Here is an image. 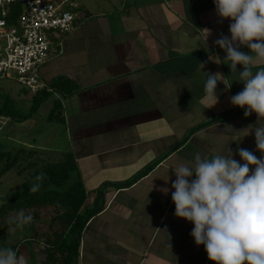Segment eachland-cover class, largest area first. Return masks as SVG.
<instances>
[{
    "label": "crops",
    "instance_id": "obj_1",
    "mask_svg": "<svg viewBox=\"0 0 264 264\" xmlns=\"http://www.w3.org/2000/svg\"><path fill=\"white\" fill-rule=\"evenodd\" d=\"M75 2L76 30L42 70L52 94L67 103L64 124L87 193L81 212L95 210L71 264H214L190 235L194 225L175 216L171 182L176 163L198 152L231 149L241 163L238 147L261 155L254 133L237 143L225 130L257 121L231 105L243 84L216 63L226 53L214 42L230 36L232 21L220 22L214 0ZM201 63L203 71L230 78V88L217 85L216 104L205 96ZM16 251L29 264H66L63 253L50 259L43 243Z\"/></svg>",
    "mask_w": 264,
    "mask_h": 264
},
{
    "label": "clouds",
    "instance_id": "obj_2",
    "mask_svg": "<svg viewBox=\"0 0 264 264\" xmlns=\"http://www.w3.org/2000/svg\"><path fill=\"white\" fill-rule=\"evenodd\" d=\"M214 6L221 23L232 21L230 36L221 33L214 42L226 53L223 60L217 56L216 63L228 65L230 78L243 84L230 103L244 109L245 118L257 115L256 125L240 130L226 126L225 130H232V141L237 143L254 133L261 155L238 147L243 163L234 158L231 149L198 152L194 160L178 161L173 167L176 179L171 182V196L175 216L194 225L190 235L197 246H204L214 264H264V0H214ZM200 32L207 34V39L211 35L208 28ZM241 47L250 49V54ZM238 65H243L242 71H237ZM204 67L201 63L198 75L203 77L205 96L216 104L217 85L228 86L230 78L220 72H205ZM45 179L43 172L35 175L29 191L39 192ZM158 190L169 192L167 187ZM33 219L23 209L9 215V231L23 230ZM29 260L27 254L18 255L15 249L0 246V264H29Z\"/></svg>",
    "mask_w": 264,
    "mask_h": 264
},
{
    "label": "trees",
    "instance_id": "obj_3",
    "mask_svg": "<svg viewBox=\"0 0 264 264\" xmlns=\"http://www.w3.org/2000/svg\"><path fill=\"white\" fill-rule=\"evenodd\" d=\"M51 95L52 92L47 91L33 95L31 107L26 112L9 93L0 94V119L15 123L32 120ZM54 110L51 111L50 120ZM43 154L41 150L27 147L15 139H0V181L10 172L24 178L20 189L4 198L0 221H6L10 213L21 209L26 214L37 216L30 225L16 233L17 244L4 245L16 250L20 244L43 243L50 259L55 253H63L66 255L64 262L71 264L79 257L80 235L85 220L91 218L95 210L87 214L81 212L87 202V193L74 155L64 154L63 159L54 161L50 157L52 155L43 157ZM41 172L46 174L43 186L39 192L31 193V182ZM125 186L128 184L121 185ZM9 227L8 223L3 222L1 228L5 231H0V240L13 239L15 233L8 232Z\"/></svg>",
    "mask_w": 264,
    "mask_h": 264
},
{
    "label": "built area",
    "instance_id": "obj_4",
    "mask_svg": "<svg viewBox=\"0 0 264 264\" xmlns=\"http://www.w3.org/2000/svg\"><path fill=\"white\" fill-rule=\"evenodd\" d=\"M75 0H0V79H14L31 94L51 92L43 68L76 30Z\"/></svg>",
    "mask_w": 264,
    "mask_h": 264
},
{
    "label": "rangeland",
    "instance_id": "obj_5",
    "mask_svg": "<svg viewBox=\"0 0 264 264\" xmlns=\"http://www.w3.org/2000/svg\"><path fill=\"white\" fill-rule=\"evenodd\" d=\"M4 93H9L17 101L18 106L22 107L24 111L27 112L30 109L33 94L16 80L0 79V94ZM52 109L55 110L53 111V118L50 120L49 116L52 113ZM66 112L67 103L53 94L41 105L37 116L32 120L23 123H15L8 119H0V139H15L17 142L25 144L27 147L41 150V152L44 153L43 157L52 155L50 157L54 161L63 159L64 154L71 153L66 126L64 124ZM23 182L24 178L15 172H10L3 177L0 181V208L3 205L4 198L18 191ZM16 213L17 211L9 215H14ZM36 217L35 215L33 220H35ZM3 222L7 223V220ZM3 222L0 221V231L2 232L5 231L4 228H1ZM7 231L15 234H13V239H9L8 241L1 239L0 244L3 246L8 243V246L13 245L15 243L14 239H17L16 233H18L20 229Z\"/></svg>",
    "mask_w": 264,
    "mask_h": 264
}]
</instances>
